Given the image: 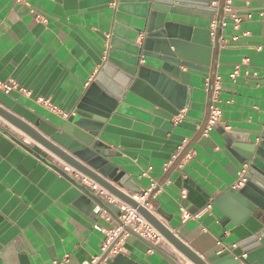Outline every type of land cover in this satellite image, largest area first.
I'll use <instances>...</instances> for the list:
<instances>
[{"label":"crops","instance_id":"1","mask_svg":"<svg viewBox=\"0 0 264 264\" xmlns=\"http://www.w3.org/2000/svg\"><path fill=\"white\" fill-rule=\"evenodd\" d=\"M162 1L170 8L166 20L181 35L211 49L209 72L180 68L186 106L179 116L126 93L117 110L97 125L94 142L129 177L130 188L123 192L135 194L153 182L158 185L151 199L154 215L208 259L252 234L248 223L227 222L214 201L232 189L247 167L239 160L246 159L241 140L256 145L264 141V0H232V14L243 19L241 30L218 25L216 39L211 25L225 16L227 0ZM144 4L126 0L118 10V0H0V81L16 86L9 94L0 91V105L26 122L61 126L62 113L74 114L111 58L116 25L135 28ZM234 36L239 39L233 41ZM237 67L241 73L232 80ZM216 75L222 79L223 114L207 137L203 134L211 97L205 80ZM1 124L25 144L40 148L74 180L99 188L0 117ZM79 133L91 142L88 132ZM229 134L235 141L228 148L224 135ZM184 193H192L194 201L209 197L211 209L182 200ZM181 205L193 214L204 210L203 215L183 222ZM99 211L78 187L0 131V264H85L100 258L105 235L99 228L113 225ZM160 241L158 252L143 254L127 243L123 254L139 264H172L167 258L192 264L167 240Z\"/></svg>","mask_w":264,"mask_h":264},{"label":"water","instance_id":"2","mask_svg":"<svg viewBox=\"0 0 264 264\" xmlns=\"http://www.w3.org/2000/svg\"><path fill=\"white\" fill-rule=\"evenodd\" d=\"M125 1L118 0V10ZM169 11V6L162 0H145L139 15L140 22L135 23V28L125 30L121 24L116 25L109 51L111 58H108L102 73L90 86L77 110L70 114L61 126L26 122L1 105L0 117L60 158L68 167L136 209L162 238L192 264H264V141L256 145L248 138L241 140L246 159L239 160L248 167L247 182L237 190H227L214 201V205L225 214L227 222L232 220L238 226L248 223L252 234L235 247H229L208 259H203L184 243L154 215V212L139 205L130 194L122 191L130 188L129 177L124 172H119V168L109 162V155L100 150L98 143L94 142L99 131L97 125H102L104 120L117 110L126 93L135 94L179 116L186 106V88L180 82V68L209 72L211 49L194 44L187 35H181L180 31L166 20ZM112 55L117 60H112ZM150 61L151 64L148 63ZM216 127L218 125L214 128ZM79 129L88 132L92 137L91 142L81 136ZM0 131L78 187L96 206L109 213H118L117 208L105 204L93 188L82 185L55 167L40 148L25 144L24 138L10 131L5 124L0 125ZM224 139L229 148L235 141V135H224ZM75 158L87 164L90 169ZM111 183L116 184L118 188ZM141 192L138 190L135 194ZM187 199L198 209H203L209 204V197L194 201L192 193ZM132 234L127 243L138 251L143 254L149 251L158 252L155 244L134 232ZM167 260L177 264L168 258ZM106 264L139 263L124 254H118L108 256Z\"/></svg>","mask_w":264,"mask_h":264},{"label":"built area","instance_id":"3","mask_svg":"<svg viewBox=\"0 0 264 264\" xmlns=\"http://www.w3.org/2000/svg\"><path fill=\"white\" fill-rule=\"evenodd\" d=\"M24 1L25 0H16L17 3H21ZM32 12L34 11L32 10ZM35 16L36 18H41L37 14H35ZM252 17L253 14L247 15L248 19H252ZM230 20L232 21V23H230ZM242 22L243 19L241 16L232 14V0H227L225 5V16L223 17V19H217L216 21H213L211 25V36L213 39H216L218 25L220 26V28H222V30L227 29L231 25L234 31H239L241 30ZM231 39L233 41H237L239 38L237 36H234ZM240 73L241 69L237 67L235 71L230 75V78L234 80L240 75ZM250 73L251 71L245 70L246 75H250ZM253 75L256 77L257 73L253 72ZM15 88L16 86L14 84L3 83L0 81V91L6 94L11 93ZM221 88L222 79L219 75H216L214 77L209 76L208 78H206L205 89L207 94L211 97V100L208 104L207 124L203 134L207 137L209 136V133L214 129L215 125L221 124L223 114L222 109L219 105V95ZM40 103L45 107H53L49 101L40 100ZM69 116L70 114L68 113H62V117L64 119H67ZM247 172V167H244L239 172L238 178L232 189L237 190L246 184ZM157 188L158 185L153 182L147 189H144L141 193L130 194V196L139 205L153 212L151 199ZM93 189L105 204H109L112 207L117 208L118 213H109L106 210L100 208V215H102L107 223L112 224L113 227L99 228L100 231L105 235V240L102 244V255L100 258L94 259L92 260V262L85 264H106L108 256H116L118 254L125 253V246L127 244V240L133 236L132 232L140 235L144 240L155 245H157V243L162 239V236L156 231V229L150 223H148L136 209L120 201L115 196L111 195L100 187L98 189L96 187H93ZM186 199L187 195L184 193L182 195V200ZM211 207V205H208L207 209H211ZM180 211L182 214L183 222H187L189 220H198L201 218L204 212V210H200L197 213L193 214L189 212L183 205L180 206ZM55 264H58V262H56Z\"/></svg>","mask_w":264,"mask_h":264},{"label":"bare ground","instance_id":"4","mask_svg":"<svg viewBox=\"0 0 264 264\" xmlns=\"http://www.w3.org/2000/svg\"><path fill=\"white\" fill-rule=\"evenodd\" d=\"M159 242H161V241H159ZM159 242H158V243H159ZM158 243H157V246H158Z\"/></svg>","mask_w":264,"mask_h":264}]
</instances>
